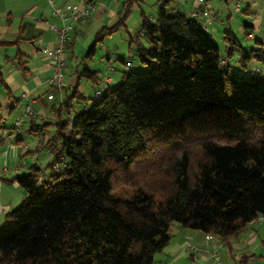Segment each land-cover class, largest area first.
Listing matches in <instances>:
<instances>
[{"label":"trees","instance_id":"trees-1","mask_svg":"<svg viewBox=\"0 0 264 264\" xmlns=\"http://www.w3.org/2000/svg\"><path fill=\"white\" fill-rule=\"evenodd\" d=\"M196 18L164 5L154 19L141 13L128 35L138 70L124 71L118 86L77 107L73 99L84 98L79 80L105 82L82 67L46 120L35 119L32 101L33 116L12 124L19 130L25 123L37 139L31 152L46 149L51 159L10 179L23 197L0 224V264H154L172 224L228 242L264 220V75L247 69L254 55L229 28L225 57L240 50L242 73L224 64ZM120 24L99 27L84 57ZM12 61L26 74L27 55L18 50ZM62 84L47 85L45 99L53 102ZM0 86L8 102L5 116L0 102L1 145L6 119L25 100L21 116L30 98L9 89L2 65Z\"/></svg>","mask_w":264,"mask_h":264},{"label":"crops","instance_id":"crops-1","mask_svg":"<svg viewBox=\"0 0 264 264\" xmlns=\"http://www.w3.org/2000/svg\"><path fill=\"white\" fill-rule=\"evenodd\" d=\"M207 1L213 10L214 21L205 27L206 31L214 40V35H221L222 38L224 29L229 28L242 50L254 55L248 62L247 69L250 72L263 74L264 0ZM74 2L84 3L86 0H54V5L62 7L66 3ZM91 2L95 7L94 11L84 22L77 23L71 32L72 43L67 50L66 66L62 69L63 88L53 91L55 102H52L45 99V92L49 89L47 78L52 73L51 61L45 57L42 48H53L57 45L51 25L58 24L59 21L51 16L49 1L23 0L20 8H10L5 0H0V55H9L5 56L3 63L0 64L5 72V81L15 96L25 92L33 101L35 119L38 121L46 120L54 104L57 106L75 86L77 70L83 64L82 58L88 47L86 40L91 35H95L99 27H110L122 20V25L125 26L129 35L140 26L141 13L154 19L161 5L171 9L173 13L180 12L191 18H193V12L200 11L196 0H169L167 3L165 0H92ZM130 9L136 12L137 17L130 15L131 19L125 23ZM16 18L19 19L18 25H14L13 22ZM196 19L201 24H205V18L202 15ZM75 36L86 40L83 39V42L77 46ZM18 50L28 57L26 74H22L13 64L12 58ZM220 53L224 64H230L231 61L225 57L224 49ZM234 54L238 55L235 66L242 70L239 64L240 50L235 49L232 56ZM104 59L108 61L109 56L106 55ZM108 78L110 83L111 78ZM85 81L86 83L81 80L78 82V91L82 93L90 83L88 80ZM0 102L5 106L3 109V116H5L8 102L3 95H0ZM25 103V100H21L14 112L6 119L8 129L4 131L5 141L0 145V224L4 214L16 207L23 196L18 184L10 179L14 175L26 173L28 167L32 165V159L27 156L31 151L30 147L23 140L25 137H32L27 125L24 123L19 130L10 128L14 119L20 115ZM214 252L219 255L220 262L212 258ZM154 264H264V220L258 217L249 222L236 237L228 242L220 238L218 241L208 240L201 231L176 224L171 230L168 244L155 254Z\"/></svg>","mask_w":264,"mask_h":264},{"label":"rangeland","instance_id":"rangeland-1","mask_svg":"<svg viewBox=\"0 0 264 264\" xmlns=\"http://www.w3.org/2000/svg\"><path fill=\"white\" fill-rule=\"evenodd\" d=\"M22 2L23 0H5V3H7V5H10V8H20ZM132 11L133 10L130 9L128 13V19H126L127 21H125V23L131 19L130 15H134V18L137 17L136 12L135 11L132 12ZM13 22L14 25H18L19 19L16 18L13 20ZM214 36H215L214 37L215 43L218 45L219 50L222 51L224 49V45H222L223 43H222L221 35H214ZM83 39L85 38H80L78 36H75L76 45L78 46L81 42H83ZM94 39H95V35H91L87 40L85 39L86 45L89 47L94 42ZM88 47L86 49H88ZM135 48L136 45L134 43H129L127 30L125 29V26L122 24L118 25L117 30L105 36L101 41H97L95 45L94 55L91 56L90 58L87 57L82 58L83 64L79 66V69L82 68L83 66H87L92 69L100 70L98 72L99 76L103 77L105 75L104 78L110 77L111 82L103 83L98 87H95L91 82L88 83V85L83 90L84 98L81 100L73 99V104L79 107L81 105H89L92 102L97 101L100 95L98 96L95 95V91H100L101 92L100 94H104L107 89H112L118 86V84L121 81L122 73L124 71L138 70L140 68V64L134 53ZM106 55L109 56L108 61L104 59ZM5 56H9V55H0V64L3 63L2 60ZM120 59L127 60L129 63H131V66H126L120 61ZM229 59L231 61L230 64L233 67V69L238 74L242 73V70H240V68L235 66L238 60V55L234 54ZM141 68L144 69V67ZM81 82L86 83L84 78L81 79ZM0 95H3V89L1 88V86H0ZM23 140L26 144L29 145L30 150L35 149L37 139L33 137H25L23 138ZM27 156L32 159V164L36 163L37 166L42 169H44L48 165L51 159L46 149H40L38 151H32V152L30 151L29 154H27ZM40 185H41V181H39L38 188H40ZM19 203H17V205ZM175 225L176 224L171 225V230L175 228Z\"/></svg>","mask_w":264,"mask_h":264},{"label":"built area","instance_id":"built-area-1","mask_svg":"<svg viewBox=\"0 0 264 264\" xmlns=\"http://www.w3.org/2000/svg\"><path fill=\"white\" fill-rule=\"evenodd\" d=\"M51 5L50 14L59 20V24H52L51 29L54 32L58 45L53 49L44 48V55L49 59L50 66L52 68V74L47 78V85L55 84L57 86L61 85L62 81V69L65 66L66 55L64 54V44L70 40V31L73 29L76 23H82L84 20L94 11L95 7L92 3L74 2L66 3L62 7L54 5V0H48ZM200 11L193 12L194 17H199L202 15L205 18L204 28L214 21L212 16V8L206 0H196ZM130 65V63H126ZM105 82L109 81V78L104 79ZM104 82V83H105ZM103 84V83H102ZM100 92H96L99 94ZM19 97H26L25 92L19 93ZM47 98H52V93L47 94ZM32 100L24 106L21 116L19 115L13 121L15 127L20 126L23 117H32L33 111L31 109ZM10 138V137H9ZM206 239H216L218 237L212 234H205ZM212 258L220 262V257L217 253L212 254Z\"/></svg>","mask_w":264,"mask_h":264}]
</instances>
